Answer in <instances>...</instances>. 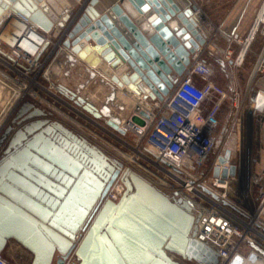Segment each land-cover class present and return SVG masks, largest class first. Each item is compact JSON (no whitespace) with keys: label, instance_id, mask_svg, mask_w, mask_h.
<instances>
[{"label":"water","instance_id":"water-1","mask_svg":"<svg viewBox=\"0 0 264 264\" xmlns=\"http://www.w3.org/2000/svg\"><path fill=\"white\" fill-rule=\"evenodd\" d=\"M85 3L74 9L68 0H0V26L14 14L44 32L56 23L55 35L68 26L53 64L64 57L92 79L112 68L110 82L94 79L93 86H109L124 104L145 106L139 95L162 99L209 35L194 6L182 9L174 0H121L103 12L98 0ZM58 86L64 97L95 118L107 117L106 124L123 133L120 119L96 106L90 93ZM47 113L24 102L12 119L18 127L9 125L0 137V149L8 138L0 155V253L13 239L31 252L30 264H62L76 232L87 227L75 251L79 264H180L170 253L217 263L214 252L191 238L189 202L170 201L128 168L121 173L123 195L104 202L93 217L122 163ZM218 172L215 167L213 175ZM234 172L232 165L222 176Z\"/></svg>","mask_w":264,"mask_h":264},{"label":"built area","instance_id":"built-area-1","mask_svg":"<svg viewBox=\"0 0 264 264\" xmlns=\"http://www.w3.org/2000/svg\"><path fill=\"white\" fill-rule=\"evenodd\" d=\"M199 1L189 0L191 6H194L193 15L209 32L206 38L209 42L221 30L203 13ZM263 5L264 3L258 17ZM14 16L17 20L28 24L39 41L31 43L29 39H26L27 46L33 48L29 51L20 46L14 48L0 35V44L3 43L8 50L4 51L0 48V59L7 57L11 62V65H8L10 69L23 77L29 78L32 73L37 75L44 69L43 78L49 81L50 90L42 88L43 90L87 122L98 125L107 135L121 141L122 146L129 151V153H122L126 162L122 164L120 174L111 183L94 211L93 217L104 202H116L123 195L126 187L121 179V173L128 168L147 180L170 201L189 202L195 227L191 238L216 254V264H239L250 256L264 259V254L260 250L250 247L256 244L255 237L264 240V186L256 183L258 180L256 176L251 177V183L257 185V196L254 207L245 208L242 203L250 192L247 186L248 181L246 195L240 198L233 197L238 192L234 186L239 182L235 164L230 159L220 163L218 158L222 155L217 154L207 167V162L216 147L214 129L217 119L214 111L204 107L207 91L199 88L193 81L195 75L210 73L209 67L201 59L202 46L191 54L189 64L183 73L175 78L174 84L162 99L148 95L144 98V94H140L139 97L141 101H145L146 106L140 102L130 101L132 107L128 116L123 120L120 119L119 122V127L123 130L121 134L113 128H111L113 131L108 128L110 126L106 124L107 117H90L85 110L64 97L55 88V85L59 83L50 81L52 76L50 66L63 49L62 42L66 38L68 26L60 29V33L55 35L54 30L58 27L56 23L48 32H44L23 15L14 14ZM230 54L231 51H227V57ZM239 58L241 59V56ZM106 65L109 67L110 63ZM263 66L264 48L254 69L259 71L263 69ZM109 69L110 73L96 71L95 78L110 82L115 70ZM2 75L5 77V74L2 73ZM21 93L22 91L14 98L16 101H13V110L22 105L28 91L19 97ZM261 94L258 92L254 98L256 109L263 107L264 99ZM98 119L103 121L106 127L97 122ZM232 165L235 166L234 174L228 173L226 177H223L222 171H229ZM215 167L219 169L217 176L213 175ZM86 229L87 227L76 232L73 248L62 264H79L75 251ZM0 264L10 263L0 255Z\"/></svg>","mask_w":264,"mask_h":264},{"label":"crops","instance_id":"crops-1","mask_svg":"<svg viewBox=\"0 0 264 264\" xmlns=\"http://www.w3.org/2000/svg\"><path fill=\"white\" fill-rule=\"evenodd\" d=\"M68 1L79 6L82 0ZM120 1L98 0L96 6L99 11L103 12ZM174 1L182 9L191 5L189 0ZM263 3L264 0L199 1L203 13L220 28L221 32L209 42L206 40L205 45L200 48L202 49L201 59L209 67L210 73L195 75L193 81L199 88L207 91L204 107L215 112L217 124L214 136L216 141L221 143L219 148L221 155H227L229 159L242 153L241 143L244 140L245 129H247L248 156L264 159V104L258 109L254 107V98L258 92L263 94L264 99V66L259 71L254 69L264 48V23L259 22L251 35ZM227 51H231L228 57ZM64 59V62H60V60L57 62V71H62L65 77H69L73 68L68 66V61L66 58ZM94 79L86 70H83L79 75L76 88H79L80 93H86L89 89L94 88L93 85L96 82ZM98 88L100 89V85ZM101 89L104 102L99 107L105 106L109 115L121 120L125 119L130 112L132 103L124 104L125 101L121 100L109 86L101 87ZM121 105L126 106L125 109H121ZM74 123L79 125L77 122ZM108 128L113 131L111 127ZM217 134L220 135L219 140ZM262 172V183H260L264 186V166ZM16 250H24L31 254L13 239L7 242L2 252L14 253Z\"/></svg>","mask_w":264,"mask_h":264},{"label":"rangeland","instance_id":"rangeland-1","mask_svg":"<svg viewBox=\"0 0 264 264\" xmlns=\"http://www.w3.org/2000/svg\"><path fill=\"white\" fill-rule=\"evenodd\" d=\"M83 1L84 0H82L81 3ZM88 2L89 0L86 1L85 5H87ZM72 5L75 7L74 9L78 7L77 4L76 5L72 4ZM9 25H10L9 22L6 23L3 22V25L0 26L1 27L0 29H2L1 32H9L11 30L10 29L11 25L10 26ZM0 48L4 51H8L3 43L0 44ZM59 60L60 62H64L65 59L64 57H62L58 59V61ZM8 65H11V62L8 61L7 57L0 59V137L2 136L5 129L9 125L14 126L15 129L18 127V125H14L12 123V119L16 116L18 110L22 105L17 106L15 110H13L12 109L13 101L16 95L19 94L21 91L22 93L19 97H21L23 94H25L28 91V94L24 97L22 104L24 102H29L34 104L36 107L43 109L45 112H48L46 117L50 118L51 120L59 121L78 136L85 138L89 143L99 148L110 159H116L120 161L122 164H125L126 161L125 159H123L122 153H129V151L128 149L122 146L121 141H118L116 138H113L111 135H107V133H105V131H103L102 128L99 127L98 125L93 124L90 121H88L89 122L88 123L86 119H84L80 115L70 110L66 105L62 104L54 96L50 95L49 93H47L45 90L42 89V88H46L50 90L49 81L43 78L44 69L37 75L35 73H32L31 75H29L30 77L28 78L26 76L23 77L21 75H18L15 71H12V69H10L11 67ZM67 65L73 68V70H71L69 77H65L62 74V71H57L56 65L52 63V65L50 66V70H51L50 74L52 75L50 77V81L52 83L53 82L62 83L74 89L78 86L79 75H81V72L84 69L78 65L75 66L71 64H67ZM2 73L5 74V77L2 75ZM34 75H36L35 78H33ZM30 78L32 80H30ZM98 87L99 84H97L94 88L89 89V91L86 92L90 93L93 102L95 103L96 106L99 107L104 102V100L101 95L102 92L101 86L100 89ZM23 89H26L27 91ZM82 93L85 94L84 92ZM129 102L130 100H128V103ZM87 114L90 115L89 113ZM90 117H92V115H90ZM72 120L73 121L75 120L79 125H77L74 122H71ZM97 122H99L104 127H106L103 121H100L98 119ZM244 131H245V133H243L244 140L241 143L243 147L242 153L239 156L235 155L230 158V161L234 163L237 168V177L239 181L234 186V188L238 190L237 195H233V197L240 198L246 195L247 193L246 185L248 181L247 186L249 187L250 192L247 195L248 197L247 198L245 197L246 199L242 204L243 207L251 209L255 205V198L257 196V192H256L257 185H255L253 182L251 183L250 180L251 177L256 176L258 179L256 183L258 184L262 183V176H263L262 169L264 166L263 164L264 159L261 157L255 158L248 156V152L246 148L247 129H245ZM217 139L218 140L220 139V135L218 134H217ZM7 140L8 138L2 144V148L5 146ZM220 146L221 143L216 141V147L214 148V151L207 162V167L216 158L217 154H221L219 153ZM2 148L0 149V155ZM243 190L245 191L243 192ZM254 239L256 241V244H253L250 247L256 248L260 250L261 253L264 254V240L258 237H255ZM10 243H12V241H10ZM9 247H11L10 244ZM0 255L10 264H30L32 259L31 254H28V252H24V250L21 251L16 250L14 253L6 251V252H2ZM172 258L178 261L180 264H201L195 259L182 258L176 254L172 255Z\"/></svg>","mask_w":264,"mask_h":264},{"label":"bare ground","instance_id":"bare-ground-1","mask_svg":"<svg viewBox=\"0 0 264 264\" xmlns=\"http://www.w3.org/2000/svg\"><path fill=\"white\" fill-rule=\"evenodd\" d=\"M257 19L258 20L256 21V23L254 25V28L252 30L251 35L254 33V30L256 29L257 24L259 22H264V5H263L262 11H261V13ZM6 22L10 23V25H11L10 29L11 30L10 31L8 30L9 32H1L0 35H1L2 39L7 41L11 46H14V48H19V46H20V47L26 48L29 51H32L33 48L27 46L28 44L26 42V39H29L31 43H34V42L37 43L39 41V38L34 33H32V30L29 27V25L22 22V21L17 20L14 15H10L4 21V23H6ZM55 88L58 91L61 90L58 85H55ZM168 255L172 258V255H175V254L170 253ZM239 264H264V259L257 258L254 256H250L249 258H247V260H242L241 262H239Z\"/></svg>","mask_w":264,"mask_h":264}]
</instances>
